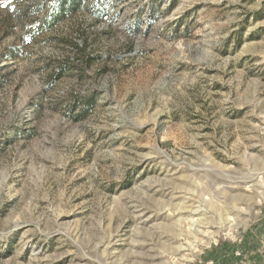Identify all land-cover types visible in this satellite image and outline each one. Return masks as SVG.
Listing matches in <instances>:
<instances>
[{"label":"rangeland","instance_id":"1","mask_svg":"<svg viewBox=\"0 0 264 264\" xmlns=\"http://www.w3.org/2000/svg\"><path fill=\"white\" fill-rule=\"evenodd\" d=\"M51 7L0 0V264L264 241V0H85L46 27Z\"/></svg>","mask_w":264,"mask_h":264},{"label":"trees","instance_id":"2","mask_svg":"<svg viewBox=\"0 0 264 264\" xmlns=\"http://www.w3.org/2000/svg\"><path fill=\"white\" fill-rule=\"evenodd\" d=\"M85 0H52V7L44 19L46 27H52L63 21L67 15L81 9ZM93 2L92 5H96ZM60 69V68H59ZM89 103L86 102L82 113L87 109Z\"/></svg>","mask_w":264,"mask_h":264},{"label":"crops","instance_id":"3","mask_svg":"<svg viewBox=\"0 0 264 264\" xmlns=\"http://www.w3.org/2000/svg\"><path fill=\"white\" fill-rule=\"evenodd\" d=\"M251 234V233H250ZM248 235L247 237H245V240H243V251H242V256L243 257H237V256H232L230 258L229 255H227V258L225 259V261L222 262V264H244V251L246 253H252L253 252V256L256 257H260L259 253L262 251H259V248L264 246V241L260 240L254 233H252L251 235ZM254 234V235H253ZM214 258V257H213ZM258 264L261 262L260 259H258ZM212 262V261H211ZM217 259L215 260V263L217 264ZM255 264H257L256 262H254Z\"/></svg>","mask_w":264,"mask_h":264},{"label":"bare ground","instance_id":"4","mask_svg":"<svg viewBox=\"0 0 264 264\" xmlns=\"http://www.w3.org/2000/svg\"><path fill=\"white\" fill-rule=\"evenodd\" d=\"M194 220V218H191V221H193ZM192 225H194L193 223H192Z\"/></svg>","mask_w":264,"mask_h":264}]
</instances>
